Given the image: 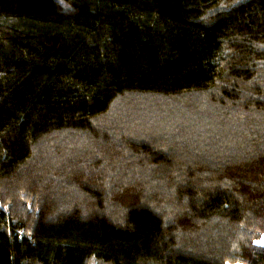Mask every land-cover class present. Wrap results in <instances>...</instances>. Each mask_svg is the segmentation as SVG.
<instances>
[{
    "label": "trees",
    "instance_id": "obj_1",
    "mask_svg": "<svg viewBox=\"0 0 264 264\" xmlns=\"http://www.w3.org/2000/svg\"><path fill=\"white\" fill-rule=\"evenodd\" d=\"M264 0H0V264H264Z\"/></svg>",
    "mask_w": 264,
    "mask_h": 264
},
{
    "label": "rangeland",
    "instance_id": "obj_2",
    "mask_svg": "<svg viewBox=\"0 0 264 264\" xmlns=\"http://www.w3.org/2000/svg\"><path fill=\"white\" fill-rule=\"evenodd\" d=\"M262 241H264V235L258 240V244L264 246V243H262ZM236 264H241V263H236Z\"/></svg>",
    "mask_w": 264,
    "mask_h": 264
},
{
    "label": "snow or ice",
    "instance_id": "obj_3",
    "mask_svg": "<svg viewBox=\"0 0 264 264\" xmlns=\"http://www.w3.org/2000/svg\"><path fill=\"white\" fill-rule=\"evenodd\" d=\"M262 243H264V241H262Z\"/></svg>",
    "mask_w": 264,
    "mask_h": 264
}]
</instances>
